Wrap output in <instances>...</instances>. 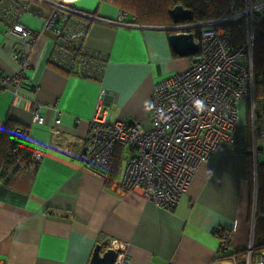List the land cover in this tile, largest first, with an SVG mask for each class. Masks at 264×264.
Wrapping results in <instances>:
<instances>
[{"label": "crops", "instance_id": "1", "mask_svg": "<svg viewBox=\"0 0 264 264\" xmlns=\"http://www.w3.org/2000/svg\"><path fill=\"white\" fill-rule=\"evenodd\" d=\"M65 1L92 14H77L76 23L82 25L83 45L103 53L105 65L100 79L57 67L50 60L55 35L44 26L48 7L31 3L30 11L19 15L38 36L27 49L30 67L17 95L12 84L0 88V132L12 119L27 127L29 139L42 143L45 152L34 170L18 171L9 185L0 179V263L88 264L95 245L105 250L114 238L125 246L123 264H233L221 256L215 228L231 230L232 249H246L256 236L253 220L258 212L264 217L262 202L254 197L248 151L237 145L213 152L173 208L160 207L138 191L115 190L111 169L106 181L81 161L95 113L104 109L110 121L150 128L154 84L188 67L191 55L173 50L169 30L113 22L121 11L115 5ZM14 49L0 31L2 72L17 70ZM35 102L43 105V124L32 122ZM57 115L60 122L52 128Z\"/></svg>", "mask_w": 264, "mask_h": 264}, {"label": "built area", "instance_id": "2", "mask_svg": "<svg viewBox=\"0 0 264 264\" xmlns=\"http://www.w3.org/2000/svg\"><path fill=\"white\" fill-rule=\"evenodd\" d=\"M239 1L241 4L235 5L236 0H232L226 14L201 22L195 34L198 49L191 55L190 67L154 84L150 128L121 119L110 121L104 117V109L95 113L89 121L81 160L86 168L107 181L114 149L116 145H122L133 155L124 158L119 177L112 181L113 188L120 192L138 191L160 207L173 208L198 166L208 161L213 152H227L237 145L243 147L247 131L241 124V112L246 100H250V134L257 163L259 147L256 138H264V74L260 87H257L253 75V48L261 31L258 26L264 16V0ZM29 2L0 0V18L6 24L4 36L15 47L11 57L17 65L13 73L0 70V87L12 84L15 95L25 70L30 67L27 49L34 46L38 36L37 30L18 20L20 14L30 11ZM49 2L52 8L44 26L55 35L51 62L66 72L100 79L105 55L87 49L83 44L76 48L71 46V41L81 38L82 25L67 19L68 23L63 28L56 26L60 10L64 17L69 12L91 16L72 6ZM133 20L134 15L121 10L113 22L137 25ZM232 23L242 33L241 42L236 45H233L226 26ZM198 99L204 101L203 111H198L194 105ZM42 108L41 103H34L32 122L45 123ZM59 122L57 115L52 128ZM27 132V127L15 129L17 135L25 136L31 145L33 158L38 161L45 152V146L30 140ZM231 238L232 234L227 229L220 232L221 252L230 251ZM108 243L117 251L115 264L125 263V246L121 248L124 244L114 238ZM229 258L237 264L236 254ZM244 264H264V250H255L250 244L246 248Z\"/></svg>", "mask_w": 264, "mask_h": 264}, {"label": "trees", "instance_id": "3", "mask_svg": "<svg viewBox=\"0 0 264 264\" xmlns=\"http://www.w3.org/2000/svg\"><path fill=\"white\" fill-rule=\"evenodd\" d=\"M33 3H38L52 8V2H58L69 6L65 0H22ZM109 4L115 5L122 11H126L128 15H134L133 23L148 26H162L174 24L171 17L170 10L175 5H182L183 7L191 10V17L187 20L180 21V23H198L203 21H209L217 17L222 16L224 13L230 11L229 6L232 0H102ZM29 2V3H30ZM241 4L240 1L236 0L235 5ZM73 7V6H72ZM260 16V15H259ZM77 21L78 15L75 12H69L66 17L62 10L59 11V17L57 19L56 26L63 28L68 21ZM2 18H0V21ZM67 21V22H66ZM260 24L258 28L261 31L258 34L257 39L254 43L253 52V75L254 82L257 87H260V80L264 74V16L259 20ZM229 35L231 36L233 45L241 42L242 33L238 26L234 23L227 24ZM6 29V28H5ZM193 31H198L197 28H193ZM72 48L78 47L83 44L82 37L77 40H73ZM65 71V70H64ZM3 88V87H0ZM22 126L18 122L7 118L2 126L0 132V179L5 185H9L13 175L21 170H34L37 161L32 156V148L30 143L26 140L24 135H17L15 133L16 127ZM246 130V129H245ZM247 137V133H246ZM248 139L245 138L243 147L240 150L248 149ZM233 150V149H232ZM126 155L132 156L133 152L128 153V149L122 145H116L114 154L111 161V179H116L121 172L122 164ZM122 161V164H121ZM253 168V167H252ZM264 167H260L259 163L257 166V203L258 201H264ZM252 175V170H251ZM254 233L256 234L254 239L255 250H264V217L258 212L255 218ZM225 227L219 226V229L215 230V233L219 237L220 232ZM231 232L230 229H227ZM232 234V233H231ZM232 239V238H231ZM245 248H234L230 247V251L221 252L223 258L228 259L231 255L239 257L236 258L238 264H244V253Z\"/></svg>", "mask_w": 264, "mask_h": 264}, {"label": "water", "instance_id": "4", "mask_svg": "<svg viewBox=\"0 0 264 264\" xmlns=\"http://www.w3.org/2000/svg\"><path fill=\"white\" fill-rule=\"evenodd\" d=\"M170 13L174 24L156 27L170 31L168 36L169 43L177 54L181 56L192 55L198 49V45L195 41V33L189 29L200 26L202 23H180V21L187 20L191 17V10L182 5L173 6ZM87 14L92 16L90 13ZM206 24L208 25L209 23ZM116 255L117 252L115 249L108 247L102 250L100 244H96L88 264H114Z\"/></svg>", "mask_w": 264, "mask_h": 264}, {"label": "rangeland", "instance_id": "5", "mask_svg": "<svg viewBox=\"0 0 264 264\" xmlns=\"http://www.w3.org/2000/svg\"><path fill=\"white\" fill-rule=\"evenodd\" d=\"M32 5L38 6V3H33ZM5 28H6V24L3 20H1L0 21V31H1V35L3 37H4L3 31ZM253 52H254V48H253ZM191 64H192V62L188 65V67H190ZM188 67H186L184 70H186ZM242 107H243V110L241 112V124L244 126V128L247 131V139H248L249 144H248V149L246 151H248L250 153L251 170H252V174L254 175V174H257V167L256 166H258V163H259L260 167H264V138H261V137L256 138V143H257L259 149H258V152L256 154L257 163L255 164V160H254L255 157L253 154V144H252V138H251V134H250V126H251L250 100H246L243 103ZM121 164H122V161H121ZM122 166H123V164H122ZM261 198H264V196H262ZM261 208L264 212V201H262Z\"/></svg>", "mask_w": 264, "mask_h": 264}, {"label": "clouds", "instance_id": "6", "mask_svg": "<svg viewBox=\"0 0 264 264\" xmlns=\"http://www.w3.org/2000/svg\"><path fill=\"white\" fill-rule=\"evenodd\" d=\"M224 14H226V13H224ZM223 14V15H224ZM218 18V17H217ZM216 19V18H215ZM213 20V19H212ZM198 23H201V22H198ZM190 24H193V23H190ZM138 25V24H137ZM227 26V25H226ZM199 26H197V27H193V28H197V29H199L198 28ZM193 28H191V29H193ZM228 32H229V30H228ZM195 34H196V32H194ZM196 41V40H195ZM194 105H195V107H196V109L198 110V111H203L204 110V108H205V104H204V101L203 100H201V99H198V100H196L195 102H194ZM255 175V177H256V190H255V193H254V197H255V201H257V189H258V184H257V174H254ZM256 218V217H255ZM255 220H253V222H254ZM255 225V224H254ZM108 247H109V245H108ZM114 249V248H113ZM117 252V251H116Z\"/></svg>", "mask_w": 264, "mask_h": 264}]
</instances>
